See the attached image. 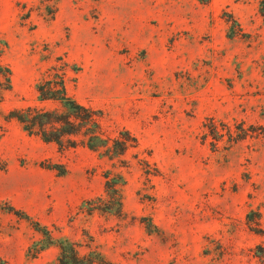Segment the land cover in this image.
<instances>
[{
	"label": "rangeland",
	"instance_id": "obj_1",
	"mask_svg": "<svg viewBox=\"0 0 264 264\" xmlns=\"http://www.w3.org/2000/svg\"><path fill=\"white\" fill-rule=\"evenodd\" d=\"M0 37V264H58L32 221L114 264H264V0H0ZM52 65L138 145L60 151L9 119Z\"/></svg>",
	"mask_w": 264,
	"mask_h": 264
},
{
	"label": "trees",
	"instance_id": "obj_2",
	"mask_svg": "<svg viewBox=\"0 0 264 264\" xmlns=\"http://www.w3.org/2000/svg\"><path fill=\"white\" fill-rule=\"evenodd\" d=\"M2 46L7 42L0 37V56L3 53ZM13 70L8 63L0 58V113L1 104L4 102L6 93L12 89ZM37 102L22 107L13 108L8 112L9 119H15L20 123L24 131L29 135L39 137L45 143H54L60 151H66L78 146H87L92 150L106 148L111 158L121 156L130 147L138 145L137 138L129 131L120 132V136L111 137L106 133L102 124V114L90 106L80 103L69 94L67 88V70L64 66L52 65L36 83ZM54 101L59 106L46 107L43 103ZM64 174L66 169L62 166H54ZM106 181L105 193L110 202L122 205L121 188L123 176L115 174ZM11 211L17 215L31 217L21 210L11 207ZM34 228L43 234V238L34 242L28 249L35 257L52 245L60 248L58 264H114L93 253L81 255L77 243L67 237L54 238L48 228L38 221H32Z\"/></svg>",
	"mask_w": 264,
	"mask_h": 264
}]
</instances>
